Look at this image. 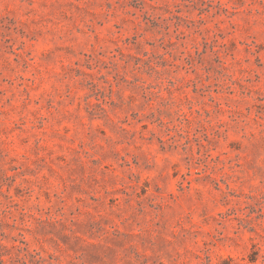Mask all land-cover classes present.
Wrapping results in <instances>:
<instances>
[{
    "label": "rangeland",
    "instance_id": "374dc122",
    "mask_svg": "<svg viewBox=\"0 0 264 264\" xmlns=\"http://www.w3.org/2000/svg\"><path fill=\"white\" fill-rule=\"evenodd\" d=\"M0 264H264V0H0Z\"/></svg>",
    "mask_w": 264,
    "mask_h": 264
}]
</instances>
